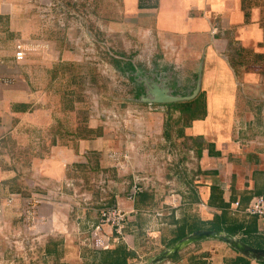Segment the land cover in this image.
Listing matches in <instances>:
<instances>
[{
  "label": "crops",
  "instance_id": "1",
  "mask_svg": "<svg viewBox=\"0 0 264 264\" xmlns=\"http://www.w3.org/2000/svg\"><path fill=\"white\" fill-rule=\"evenodd\" d=\"M100 1L113 4L109 12L113 18L108 21L111 29L121 33L149 32L161 46L165 65L180 68L186 64L184 78L190 83V90L196 82L189 95L176 94L167 83L173 80L168 70H158V76H163L166 84L162 85L160 79L154 80L152 74V77L145 74L141 94L149 96L158 87L185 98L168 104L149 102L175 107L179 112L175 137L172 141L164 140L174 147L168 157L173 160V182L165 186L169 190L173 188L168 196L171 192L182 195V205L175 209L167 207L168 196L164 190L155 184L149 187L148 182L145 193L152 199L145 204H139L138 196L130 201L118 191L120 185L114 168L127 153L123 146L102 134L89 139L79 125L70 129L62 117L54 123L53 110L41 98L44 93L51 101L53 89L38 85L39 76L29 63L32 52L27 47L30 50L35 45L37 53H45L43 81L47 83L48 75L53 76L54 69L62 67V51L56 56L53 43L36 41V34L41 30L35 19L38 16L34 4L38 0H0V205L5 206L7 199L15 197L12 206L4 207L1 217L6 235L12 237L25 230V211L39 198L38 214L44 232L37 233L36 237L45 240V256H54L50 248L53 242H58L55 252L65 264L75 263L73 258H78L79 264H97L100 252L91 251V257L86 258L85 248L81 249L79 237L86 234L82 225L90 221L86 214L84 217L76 214L75 224L71 212L76 200L72 194L83 193L85 179L90 174H98L97 178L102 179L103 171L109 167L115 182H108V190L116 194L115 206L137 211L114 247L124 244L136 253V259L154 241L165 251L170 250L166 243L173 237L168 235L177 224H192L198 219L210 222L223 211L228 223L239 227L236 235L218 231L221 235L241 242V238H247L250 244L243 243L264 249V219L246 213L254 197L264 196V0ZM19 44L27 51L21 62L16 59ZM49 51L54 55L48 60ZM172 54L179 55L174 62L169 58ZM64 74L65 71L62 80ZM54 76L59 77L57 73ZM192 101H199L189 108L190 113L197 109L198 116L193 118L185 107L175 105ZM59 107L61 115L69 113L67 107ZM157 112L158 121H163L162 114ZM156 129L167 134L163 123ZM24 145H29L31 153L16 157L15 162L29 163L27 171L18 164L13 167L7 159L11 147ZM38 145L43 148L35 149ZM71 182L74 184L68 187ZM236 202L239 208L233 212L232 204ZM157 211L164 215L151 234L149 228L155 224L153 216ZM88 224L91 229L97 223ZM105 231L110 232L111 228L107 226ZM76 241L79 246L74 244ZM214 241L225 247L216 246ZM199 242L201 250L194 253V264L201 259L206 264H226L239 256L247 257L250 264H264L263 257L246 256L230 243L211 238ZM203 254L208 257H202Z\"/></svg>",
  "mask_w": 264,
  "mask_h": 264
},
{
  "label": "rangeland",
  "instance_id": "2",
  "mask_svg": "<svg viewBox=\"0 0 264 264\" xmlns=\"http://www.w3.org/2000/svg\"><path fill=\"white\" fill-rule=\"evenodd\" d=\"M47 1L52 6L47 7L39 0L34 4L38 16V19H35L41 29L36 34V41L53 43L54 54L57 56L62 51L61 58L64 59L61 62L62 67L58 70L54 69L53 76L48 75V83L46 80L43 81L45 64H47L45 53L44 55L37 53L35 45H31L30 50L27 47V50L32 52L31 55L28 53L30 55L28 59L29 63L34 65V71L38 73V85L41 87L47 85L53 89L51 101L50 96L46 94L44 96V93L41 98L48 109L53 110L54 123L57 124V119L62 117L70 129L74 130L79 125L81 132L86 131L85 135L89 139L102 134L123 146L127 153H123L124 158L114 167L118 175H116L118 177L116 182L120 185L118 191L123 192L121 195L127 197L131 191V185L136 182H140L145 187L148 186V182L149 187L155 184L168 196L173 188L169 190V187L165 185H172L174 169L173 160L172 158L168 160V157L172 154L174 147L172 144L168 146L164 140L172 141L175 137L174 126L178 124L176 121L179 119V112L175 107L149 104V100L154 98V93L150 92L149 96L144 97L141 95V88L145 84L143 83L145 74L154 75V80L160 79L159 82L165 85L166 81L163 76H158V70L160 72L167 69L173 79L167 83L171 85L173 92L189 95L194 90L196 82L192 84L190 90V83L184 78L187 65L181 66L183 68L166 66L161 46L149 32L121 33L118 29H111L108 23L113 18L109 13L113 10L111 2ZM62 4L65 8H62ZM53 51L48 52V60L54 55ZM181 55L182 52L180 57L183 56ZM169 56L171 61L179 57L175 54ZM64 71V80H62ZM55 73L58 74V78L54 76ZM60 105L67 107L69 113L61 115ZM158 110L160 115L162 114L163 121H158ZM47 122L49 124V118ZM159 123L164 124L165 130L168 129L166 135L156 129ZM36 148L41 149L43 146L38 145ZM10 150L12 152L7 154L8 163L13 167L18 164L21 169L29 170V163L15 162L16 157L29 156L31 153L29 145L15 147V149L11 147ZM39 152V150L36 151V153ZM105 170L102 179L97 178L98 174L97 176L90 174L85 179L86 186L83 193L77 191L74 192V196L72 194L76 200L73 203V206L74 204L76 206L71 212L75 224H77L76 214L83 217L87 215L88 221L97 223L101 210H111L115 206L116 194L108 190V182H115L113 170L111 171L109 167ZM84 222L83 220L81 223ZM88 223L82 225L85 226V230L81 228L87 234L92 229ZM166 231L168 233L169 229ZM36 243L33 260L20 259L19 264H65L55 252L58 249V242H53L54 245L50 248L54 251L53 257L45 256L44 239ZM74 244L78 245V242ZM214 244L225 247L223 246L225 244L217 241H214ZM146 246L147 251L142 249L139 258L124 264H194V253L201 250L200 242L190 244L177 255H173L172 250L165 251L155 241ZM84 248L81 247L82 250ZM84 250L85 257H91V250L88 248ZM73 260L75 263L71 264H79L78 258Z\"/></svg>",
  "mask_w": 264,
  "mask_h": 264
},
{
  "label": "built area",
  "instance_id": "3",
  "mask_svg": "<svg viewBox=\"0 0 264 264\" xmlns=\"http://www.w3.org/2000/svg\"><path fill=\"white\" fill-rule=\"evenodd\" d=\"M47 7L52 6L47 0H40ZM27 56L26 48L23 44L17 46L16 59L18 61H24ZM72 183H68V187H71ZM148 186L141 185L140 182H136L132 185L131 191L128 194L130 201H135L136 197L145 192ZM15 197L11 196L6 200V205H0V264H18L19 260L28 261L32 259L36 250V241L40 242L42 239L36 237L37 233H43L42 219L38 214V205L41 204V199L35 200L33 204L28 205L23 222L25 230L21 231L18 235H6V226L2 222L1 217L3 215L4 207H9L14 204ZM183 197L179 193L171 192L168 196V200L165 205L169 208H178L182 205ZM203 206L207 207L205 203ZM239 208V202L232 204V211L236 212ZM137 211H125L121 206L116 205L111 210L103 209L100 211V218L97 224L92 226L89 233L84 234L80 238L81 247L88 248L91 251L101 252L108 251L114 247V244L119 241V237H122L127 224L131 221L132 215H135ZM246 213L249 216L256 217L261 220L264 219V196L254 197ZM151 214V212H149ZM164 215L161 212L154 213V223L149 228V233H154L155 225L159 224L160 218ZM133 219V218H132ZM110 227L111 231L106 232L105 227ZM27 227V228H26ZM29 263V262H28Z\"/></svg>",
  "mask_w": 264,
  "mask_h": 264
},
{
  "label": "trees",
  "instance_id": "4",
  "mask_svg": "<svg viewBox=\"0 0 264 264\" xmlns=\"http://www.w3.org/2000/svg\"><path fill=\"white\" fill-rule=\"evenodd\" d=\"M142 89L144 88H141V92H143ZM196 103H199V101L183 102V103H178L175 105L181 108L185 107V111L189 112L190 114L189 116L193 118V117L198 116L197 109H195V111H192L190 113L189 108H192V105H195ZM214 191H216V189H214ZM214 191H213V197H214ZM138 197H139L138 199L139 204L140 203L145 204L147 201L152 199V197H150V195H148L145 192L139 194ZM212 203L213 202L211 199V204ZM138 207H140V205H138ZM238 227L239 225L237 227L236 226L233 227L232 222L228 223V219L225 215V211H223V213L220 216L216 215L215 218L210 222L205 223L198 219L196 222L192 224H189V223L177 224V226L174 229H171L170 234L168 235L173 238L169 242L166 243V248H173L180 240H182L183 238H186L188 235L196 231H203V230L215 231L217 230V231H225L231 235H236L237 234L236 230ZM242 227L243 225L240 228L242 229ZM241 240L243 242L250 244L247 238H241ZM47 252L51 254L52 251L48 250ZM202 257H208V254H203ZM135 258H136V253L129 250L124 244H121L116 247H113L112 249L108 251H101L100 258L97 264H124L125 262L130 263L131 260ZM201 260L196 261V264H206L205 262H202ZM226 264H250V260L247 257L239 256L236 259L227 261Z\"/></svg>",
  "mask_w": 264,
  "mask_h": 264
},
{
  "label": "water",
  "instance_id": "5",
  "mask_svg": "<svg viewBox=\"0 0 264 264\" xmlns=\"http://www.w3.org/2000/svg\"><path fill=\"white\" fill-rule=\"evenodd\" d=\"M185 100L184 97H178V96H173L169 93L167 89H155L154 91V98L153 100H149L150 103H174L178 101H183ZM217 239L221 240L227 243H230L233 247L238 249L241 253L244 255H252L255 257H263L264 258V249H256L254 247H251L239 240H235L233 237L230 236H223L221 235L220 232L218 231H213V230H203V231H197L194 233V235H191L190 237H187L181 241H179L173 248L172 250L173 255L178 253L183 247L196 243L199 241H202L204 239ZM165 256V255H164Z\"/></svg>",
  "mask_w": 264,
  "mask_h": 264
}]
</instances>
